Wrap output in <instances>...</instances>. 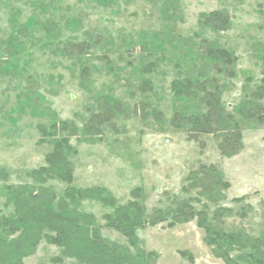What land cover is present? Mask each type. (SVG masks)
Listing matches in <instances>:
<instances>
[{"label":"rangeland","instance_id":"1","mask_svg":"<svg viewBox=\"0 0 264 264\" xmlns=\"http://www.w3.org/2000/svg\"><path fill=\"white\" fill-rule=\"evenodd\" d=\"M23 193L154 264L264 260V0H0V240L83 264Z\"/></svg>","mask_w":264,"mask_h":264},{"label":"trees","instance_id":"2","mask_svg":"<svg viewBox=\"0 0 264 264\" xmlns=\"http://www.w3.org/2000/svg\"><path fill=\"white\" fill-rule=\"evenodd\" d=\"M222 55L229 57L224 52H222ZM205 123L209 124L210 120L205 118ZM235 128L237 129V126ZM50 168H45L44 171L49 173ZM66 177L68 179L71 175L67 174ZM22 195L24 193L19 198H16V204L19 211V220H21L20 227L27 232L24 240H40L44 237V233L49 231L56 233L55 244L64 248L68 256H74L83 264L155 263V255L153 253L143 250L133 255L128 249L108 243L96 231L89 230V226L80 218L79 213H74L77 215H72L71 217L70 213L65 209H55L51 202L43 201V198L39 195L30 196L27 199H22ZM77 197L79 199L82 195L79 193ZM116 223V229L120 231L126 230L120 227L122 225L121 222L116 221ZM201 227L204 228V225L202 224ZM210 238L221 242L225 240L230 245L239 244V240H242V237L237 232L231 236H224L221 233H210ZM13 244L14 242L5 243L0 240V251L4 253L6 261L10 263L18 262L21 259L20 253L23 250L21 244L16 248L13 247ZM258 258L255 264H264L262 257L259 256Z\"/></svg>","mask_w":264,"mask_h":264}]
</instances>
